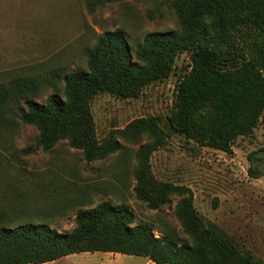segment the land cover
<instances>
[{
  "label": "trees",
  "instance_id": "16d2710c",
  "mask_svg": "<svg viewBox=\"0 0 264 264\" xmlns=\"http://www.w3.org/2000/svg\"><path fill=\"white\" fill-rule=\"evenodd\" d=\"M165 1L178 18V31L149 33L135 49L121 31L105 32L87 53L86 72L20 78L0 86V264H48L99 252L148 258L153 264H264L205 222L194 208L191 189L157 180L151 158L169 137L161 118L136 119L103 140L97 137L95 96L137 99L147 85L168 79L184 52H190L192 65L176 86L167 116L170 132L199 147L231 153L238 138L250 136L259 125L264 128V0ZM248 28L260 36L253 55L247 45L240 46L237 35ZM56 79L64 82L63 96L55 93L37 102L34 98ZM23 125L38 131L36 149L49 153L65 142L82 153L87 165L107 160L124 144L139 146L132 171L136 200L159 211L178 197L175 214L190 244L156 237L152 227L134 225L128 206L110 201L79 210L70 233L53 229L44 221L55 219L66 205H31L27 171L2 154L23 153L6 141ZM250 173L260 174L255 169Z\"/></svg>",
  "mask_w": 264,
  "mask_h": 264
},
{
  "label": "rangeland",
  "instance_id": "374dc122",
  "mask_svg": "<svg viewBox=\"0 0 264 264\" xmlns=\"http://www.w3.org/2000/svg\"><path fill=\"white\" fill-rule=\"evenodd\" d=\"M179 29L174 9L165 0H0V86L20 78L50 79L53 74L86 72L87 53L105 32L121 31L135 49L149 33ZM237 35L240 46L247 45L250 55L255 54L258 33L248 28ZM191 65L190 52L179 54L172 75L147 85L137 99L109 93L95 96L92 116L97 137L103 140L111 130H122L136 119L161 118L169 137L151 158L157 180L191 189L194 208L205 222L218 226L243 252L264 263V128L259 125L250 136L238 138L231 153L199 147L170 132L167 116L174 106L176 86ZM63 92L64 82L56 79L54 86H46L34 99L44 103L48 96H63ZM37 139L38 131L23 125L18 134L6 140L8 146L23 153L2 154L27 171L23 175L29 177L31 205H66L55 219L44 221L53 229L70 233L79 210L95 209L110 201L128 206L134 225L152 227L156 237L165 235L179 244H190L175 214L178 197L159 211L136 200L132 171L139 146L124 144L125 149L107 160L87 165L82 153L65 142L44 153L36 149ZM250 169L257 170L259 176H253ZM48 264L153 262L100 252L71 255Z\"/></svg>",
  "mask_w": 264,
  "mask_h": 264
},
{
  "label": "crops",
  "instance_id": "0c3cea01",
  "mask_svg": "<svg viewBox=\"0 0 264 264\" xmlns=\"http://www.w3.org/2000/svg\"><path fill=\"white\" fill-rule=\"evenodd\" d=\"M100 253V252H99ZM75 255H79V254H75ZM68 257V256H67Z\"/></svg>",
  "mask_w": 264,
  "mask_h": 264
}]
</instances>
